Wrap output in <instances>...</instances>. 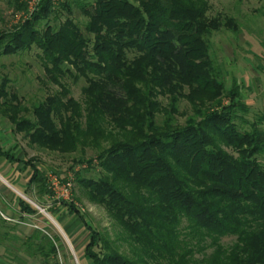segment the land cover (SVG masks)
Segmentation results:
<instances>
[{
    "label": "trees",
    "instance_id": "16d2710c",
    "mask_svg": "<svg viewBox=\"0 0 264 264\" xmlns=\"http://www.w3.org/2000/svg\"><path fill=\"white\" fill-rule=\"evenodd\" d=\"M74 8L88 17L93 43L72 19ZM209 9L207 0H71L58 9L42 0L32 19L0 36V54L39 49L48 79L61 88L31 119L6 80L0 115L32 145L82 153L71 168L75 183L128 244L123 252L74 202L58 201L89 233L84 256L91 264H264V120L246 119L240 89L228 91L215 66L210 39L235 24ZM63 11L69 17L51 26L48 19ZM69 77L86 81L83 102L69 97L62 83ZM182 99L193 112L185 125L178 121ZM86 149L96 158L87 160ZM0 157L21 163L1 136ZM22 163L29 191L52 195L36 161ZM19 207L37 213L23 199ZM41 233L28 238V252L42 255L48 246L45 256L56 253Z\"/></svg>",
    "mask_w": 264,
    "mask_h": 264
},
{
    "label": "rangeland",
    "instance_id": "374dc122",
    "mask_svg": "<svg viewBox=\"0 0 264 264\" xmlns=\"http://www.w3.org/2000/svg\"><path fill=\"white\" fill-rule=\"evenodd\" d=\"M70 1L54 0V5L58 9L59 4ZM207 1L210 6V17H216L225 22L232 20L235 24V27L233 25L223 27L210 39L211 55L215 66L221 70L228 91L237 87L240 89L238 92L240 101L246 105L249 112L246 119L250 123L257 122L259 119L264 120V0H244L240 4L236 0ZM41 2L42 0H18V2L0 0V36L13 32L15 28L24 24L26 19H32L38 12ZM19 6H23L24 9H20ZM67 17H69L68 14L63 11L61 14L51 16L48 22L51 26L58 27ZM71 17L93 43L94 37L85 31L88 17L77 8H74ZM45 23L43 21L40 30H43ZM6 80L10 93L18 96L21 103L29 110V114L25 116L31 119H34L32 112L35 106L61 91L58 85L48 79L42 52L35 46L31 51H21L16 55L0 54V85ZM62 83L69 90V97L77 102H83L82 90L87 86L84 79L75 81L69 77ZM161 101L166 102L164 99ZM225 103L229 102L226 100ZM178 108V121L181 125H185L188 118L193 115L191 106L187 100L182 99ZM0 118H2L1 115ZM3 119L1 126L8 131L7 139L9 140L5 146L6 150H13L16 156H21L25 160H35L48 179L52 195L36 197L30 191L27 195L25 191L14 186L5 193L7 204L5 210L7 209V214L10 215V217L8 215L10 228H5L4 231L0 223V258L7 264H90L84 259V248L88 243L89 233L75 218L69 215L65 218L66 210L58 204L60 200L74 202L97 230L108 234L112 240L119 243L123 252L128 253V244L118 238L122 234L120 227L102 206L91 203L86 193L74 181V172L71 168L75 161L82 157V153L60 154L32 145L25 134L14 132V126L7 119ZM96 154V151L86 149L87 160L95 159ZM94 164L95 169L100 171L98 162ZM83 168L86 166H77L76 171L82 172ZM13 169L14 166L11 167L12 171ZM86 175L96 176L93 171ZM21 177L22 183L26 184L29 173L25 172L21 174ZM17 196L33 207L37 213L30 217H21L19 204L16 201ZM1 209L3 206H0ZM54 212L55 216L66 219L65 225L69 223L68 221H72L68 226L74 228L75 240L66 235L65 226L56 221L52 214ZM37 230L42 232V236L46 235L53 241L56 253L45 256L49 252L48 246L42 255L36 254L34 250H32L34 255L28 252L24 244ZM8 231L7 237L5 232ZM228 243L230 244L231 240L225 241V244Z\"/></svg>",
    "mask_w": 264,
    "mask_h": 264
},
{
    "label": "crops",
    "instance_id": "0c3cea01",
    "mask_svg": "<svg viewBox=\"0 0 264 264\" xmlns=\"http://www.w3.org/2000/svg\"><path fill=\"white\" fill-rule=\"evenodd\" d=\"M2 117V116H1ZM4 117L0 118V136L3 138V147L5 148L6 146V143L9 141L7 138H8V131H6L5 129H2V126H1V121ZM5 119V118H4ZM3 119V120H4ZM6 149V148H5ZM16 158L21 162V163H16V164H12L10 163L8 160L4 159V158H1L0 157V206H3V209L0 210V223H2V226L4 228V231H5V228H10V226H8V224L10 223V219H8V215L7 214V209L5 210L7 204H6V199H5V193L10 191L9 189H11L12 187L11 186H14L16 188H19L20 190H23L26 192V194L28 195V191L30 190L29 189V181H30V176L28 178V181L26 182V184H23L22 183V177H21V174L23 173H20L21 169L23 168V163L22 161L25 160L24 158H22L21 156H16ZM14 166V169L13 171L11 170V167ZM38 166V165H37ZM10 168V169H9ZM39 168V166H38ZM6 169H9L7 172H4ZM20 196V195H19ZM19 196H17L16 198V201L17 203L19 204ZM35 196V195H34ZM37 197V196H36ZM25 199V198H24ZM10 207V206H9ZM20 209V207H19ZM66 210V209H65ZM20 212V216L21 217H30L29 215L27 214H23L21 211ZM3 215H6L5 217ZM66 217H71V218H75V220H78L76 216L74 215H70L68 213V211L66 210ZM69 215V216H68ZM55 216V215H54ZM10 217V215H9ZM56 218V221L62 225V226H65L64 227V230H65V233L66 235L71 238L72 240H75L74 239V234H75V231H74V228L72 229V226H68L69 224L72 223V221H68L69 223L67 225L64 224V222L66 221V219H62V217L60 216H55ZM53 219V218H52ZM54 220V219H53ZM79 221V220H78ZM67 222V221H66ZM71 222V223H70ZM64 224V225H63ZM6 226V227H5ZM8 226V227H7ZM4 233V232H3ZM5 234H7V237L9 235V231L8 232H5ZM84 259L86 260L87 263L90 262L91 264V261L86 258L84 256ZM84 260V261H85ZM0 264H7L4 260H2L0 258Z\"/></svg>",
    "mask_w": 264,
    "mask_h": 264
},
{
    "label": "built area",
    "instance_id": "2783aa9c",
    "mask_svg": "<svg viewBox=\"0 0 264 264\" xmlns=\"http://www.w3.org/2000/svg\"><path fill=\"white\" fill-rule=\"evenodd\" d=\"M35 10H36V8L33 10V12H35ZM33 12H32V13H33ZM66 191H67V190H66Z\"/></svg>",
    "mask_w": 264,
    "mask_h": 264
}]
</instances>
